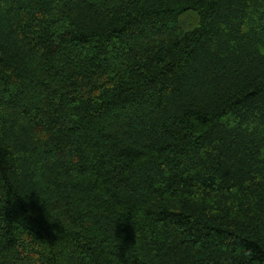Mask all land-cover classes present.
<instances>
[{
    "label": "trees",
    "instance_id": "trees-1",
    "mask_svg": "<svg viewBox=\"0 0 264 264\" xmlns=\"http://www.w3.org/2000/svg\"><path fill=\"white\" fill-rule=\"evenodd\" d=\"M0 264H264V0H0Z\"/></svg>",
    "mask_w": 264,
    "mask_h": 264
},
{
    "label": "clouds",
    "instance_id": "clouds-1",
    "mask_svg": "<svg viewBox=\"0 0 264 264\" xmlns=\"http://www.w3.org/2000/svg\"><path fill=\"white\" fill-rule=\"evenodd\" d=\"M34 136L36 137L37 140H46L47 139V134L42 129L36 130L34 132Z\"/></svg>",
    "mask_w": 264,
    "mask_h": 264
}]
</instances>
